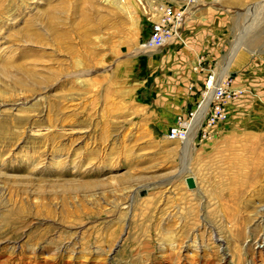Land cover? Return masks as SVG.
Returning a JSON list of instances; mask_svg holds the SVG:
<instances>
[{
    "label": "rangeland",
    "instance_id": "obj_1",
    "mask_svg": "<svg viewBox=\"0 0 264 264\" xmlns=\"http://www.w3.org/2000/svg\"><path fill=\"white\" fill-rule=\"evenodd\" d=\"M237 50L228 119L169 139ZM0 264H264V0H0Z\"/></svg>",
    "mask_w": 264,
    "mask_h": 264
},
{
    "label": "built area",
    "instance_id": "obj_2",
    "mask_svg": "<svg viewBox=\"0 0 264 264\" xmlns=\"http://www.w3.org/2000/svg\"><path fill=\"white\" fill-rule=\"evenodd\" d=\"M149 16L150 34L143 42L144 48H163L181 37V30L185 22L183 9L157 3L152 7ZM242 92V89L233 87V78L230 75H226L219 81V77L214 72L210 73L204 82L195 108L187 116L181 115L177 118L176 123L169 129L168 138L185 140L189 135L191 123L205 106V103L208 105L198 132L204 136L210 135L215 126L228 119L229 105Z\"/></svg>",
    "mask_w": 264,
    "mask_h": 264
},
{
    "label": "crops",
    "instance_id": "obj_3",
    "mask_svg": "<svg viewBox=\"0 0 264 264\" xmlns=\"http://www.w3.org/2000/svg\"><path fill=\"white\" fill-rule=\"evenodd\" d=\"M236 51V50H235ZM234 51V52H235ZM233 52V53H234ZM238 50H237V52L235 53V54H230V56L228 57V59H227V61L225 62V65H224V69H223V71L225 72V71H227V74H228V72H230V69H231V66H232V64H233V62H234V60H235V57L237 56V54H238ZM230 61H231V63H230ZM223 72V73H224ZM200 112L201 111H199V113H198V115H197V117L193 120V122L191 123L192 125L194 124V125H196L198 122H199V120H198V117H199V115H200ZM198 121V122H197ZM199 126H200V123L198 124V125H196V126H194L195 128H194V130L193 131H198V129H199ZM192 131V132H193Z\"/></svg>",
    "mask_w": 264,
    "mask_h": 264
},
{
    "label": "bare ground",
    "instance_id": "obj_4",
    "mask_svg": "<svg viewBox=\"0 0 264 264\" xmlns=\"http://www.w3.org/2000/svg\"><path fill=\"white\" fill-rule=\"evenodd\" d=\"M143 46V45H142ZM143 48H144V46H143ZM230 63H231V61H230ZM227 75V71H225L220 77H219V81L221 80V79H223L225 76ZM207 105H208V103H205V106L202 108V110H201V112H200V115H199V122H198V124L201 122V120H202V118L204 117V114H205V111H206V108H207ZM194 137H187L186 138V140L187 141H189L190 139H193ZM187 178V177H186ZM196 181V180H195Z\"/></svg>",
    "mask_w": 264,
    "mask_h": 264
},
{
    "label": "water",
    "instance_id": "obj_5",
    "mask_svg": "<svg viewBox=\"0 0 264 264\" xmlns=\"http://www.w3.org/2000/svg\"><path fill=\"white\" fill-rule=\"evenodd\" d=\"M186 182H187V185L189 186V188H195L196 187V181H195V178L193 176H188L186 178Z\"/></svg>",
    "mask_w": 264,
    "mask_h": 264
}]
</instances>
